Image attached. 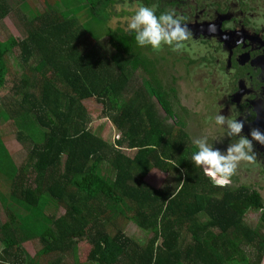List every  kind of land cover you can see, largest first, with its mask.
Here are the masks:
<instances>
[{"label": "trees", "instance_id": "obj_1", "mask_svg": "<svg viewBox=\"0 0 264 264\" xmlns=\"http://www.w3.org/2000/svg\"><path fill=\"white\" fill-rule=\"evenodd\" d=\"M51 1L43 0L50 10L35 16L24 15V8L14 12L27 21L26 36H17L4 20L10 15L6 8L19 4L0 0V27L10 32L0 39V96L16 78L10 63L16 48L24 64L35 61L36 72L18 78L11 96L0 99V120L13 122L27 146L19 167L0 134V177L29 213L21 222L7 210L0 264H22L20 247L34 239L42 247L29 264L56 252L53 264H69L67 256L75 252L73 264H242L249 260L243 243L256 249L252 264H260L264 234L245 220L248 211L261 207L260 197L216 186L193 163L196 149L179 131L183 123H166L178 98L163 88L168 83L175 92L172 75L158 74L156 60L137 45L134 33L107 24L101 39L93 40ZM102 1L131 9L140 0ZM87 102L101 108H87ZM104 118L117 131L111 144L95 134ZM153 169L175 171V187L147 184ZM119 216H130L152 236L139 245L116 228ZM108 223L115 233L107 232Z\"/></svg>", "mask_w": 264, "mask_h": 264}, {"label": "flooded vegetation", "instance_id": "obj_2", "mask_svg": "<svg viewBox=\"0 0 264 264\" xmlns=\"http://www.w3.org/2000/svg\"><path fill=\"white\" fill-rule=\"evenodd\" d=\"M145 1L137 6L154 7L157 15L174 12L192 33L180 52L166 46L154 53L146 47L158 74L168 72L174 81V93L163 84L170 97H178L166 123L180 120L179 131L187 133L196 151L198 137H207L222 152L237 139L215 124L217 114L243 120L242 135L249 139L253 128L264 132V0ZM253 147L256 163H241L227 187L260 197L261 207L253 211L258 212L255 228L264 234V145L253 142Z\"/></svg>", "mask_w": 264, "mask_h": 264}, {"label": "rangeland", "instance_id": "obj_3", "mask_svg": "<svg viewBox=\"0 0 264 264\" xmlns=\"http://www.w3.org/2000/svg\"><path fill=\"white\" fill-rule=\"evenodd\" d=\"M41 1V0H37ZM53 5L56 7L59 12L62 13V15L65 18H72L75 17L78 22L82 25L83 29L88 33V36L93 40H100L101 37L105 34L107 24L112 27V29L115 28H122L123 30L127 29V22L128 18L134 13L136 8L139 6L134 5L131 9L126 6V4H118V1L114 2L113 5L110 4V2H105L102 0H52ZM51 1V2H52ZM143 1V0H141ZM43 2V1H42ZM49 6V4H47ZM37 10V9H36ZM37 13L38 10H37ZM28 14L30 11H28ZM27 16V15H26ZM33 16V14H32ZM28 18V17H26ZM12 19L14 20V25L18 29L17 31L13 32L17 36H26L25 32V26L27 25V21L24 22L20 18L12 16ZM5 21V20H4ZM6 24V23H5ZM5 24L2 23V27H0V39L4 40L10 32L6 33L7 27ZM7 25V24H6ZM12 25H9L8 28H12ZM24 28V29H22ZM23 31V32H22ZM11 64H12V73L14 75V79H12L7 89L3 91L2 96H0V99L3 97H9L12 94V86L15 82H18V78L22 77H32V75L36 72L33 71V67L35 65V61L29 62V64H24L20 59V49L16 48L10 57ZM140 74L139 72L137 74L136 80L137 82H140ZM9 101V99H8ZM85 107L87 108H95L100 109L101 106L95 104V102H87L85 103ZM16 127H14V123L9 121L5 122L4 120H0V134H2V137H5V143L7 147L10 149L12 154H14V159L16 160L17 165L20 167L21 164L25 161L26 158V143L23 142V144L18 140L16 137V133L14 132ZM95 134L99 137L105 136L107 141L111 144L112 141L115 140L117 137V131L115 127L112 125L110 118L109 120L104 118L101 121L100 126L96 130ZM103 170L105 173L110 174L111 169L110 167L105 164L103 166ZM208 178V177H207ZM145 182L149 184L151 187L155 189H162L164 187L174 188L177 183V177L176 172L171 170L170 172L164 173L159 170H151L146 177L144 178ZM13 187L12 185L8 184V182L0 177V227L2 224L7 220V210L13 211L18 218L23 222V217L27 216L28 210L25 209V206L15 201L12 196ZM64 214V209L61 208L59 211L60 214ZM204 218H202L203 220ZM245 220L248 225H252L255 227L257 220H258V212L250 210L245 215ZM41 224H44V226H48L49 223H47L46 220H42ZM116 221V228L122 229V233L134 241H136L139 245H144L148 239L152 236V233L149 231H144L138 227L135 220H132L130 216H119ZM106 230L109 234L115 233L116 229L114 225L106 224ZM218 233V230L215 231ZM187 238H190V236L187 234H183ZM1 236L2 231L0 228V249L3 247V244L1 242ZM158 245L162 244V240L159 239L157 242ZM41 244H39L38 240L34 239L32 241H27L23 243L20 247L21 249V259L22 264H29V261L33 255L38 251V249H41ZM241 250L244 252L246 257L249 259L248 262H242V264H252L256 260V249L253 247L248 246L246 243H243L241 246ZM58 252L56 253H50L43 256H36L38 258L39 264H53L54 260L58 256ZM76 252L71 253V255L67 256V260L69 264H73V262L76 261ZM230 264H237V261H232ZM238 264H241V262H238ZM260 264H264V256L262 260L260 261Z\"/></svg>", "mask_w": 264, "mask_h": 264}, {"label": "clouds", "instance_id": "obj_4", "mask_svg": "<svg viewBox=\"0 0 264 264\" xmlns=\"http://www.w3.org/2000/svg\"><path fill=\"white\" fill-rule=\"evenodd\" d=\"M182 20L174 12L157 15L154 7L140 5L128 18L127 30L130 34L134 33L138 46L150 47L154 53H159L166 46L173 52H180L192 36ZM214 122L226 130L227 137L237 139L234 143H229L226 151L222 152L219 148H214L207 137L195 138L193 143L198 150L192 155V161L202 168L204 175L216 186L226 187L231 184V178L241 163H256L257 153L254 151L253 142L264 145V132L253 128L250 130L249 139L242 135L245 123L241 119L217 114Z\"/></svg>", "mask_w": 264, "mask_h": 264}, {"label": "crops", "instance_id": "obj_5", "mask_svg": "<svg viewBox=\"0 0 264 264\" xmlns=\"http://www.w3.org/2000/svg\"><path fill=\"white\" fill-rule=\"evenodd\" d=\"M7 1H11V0H6V2ZM13 1H16L15 4H17V2H18L19 5L18 6L15 5L14 7L11 5L10 7L6 8V9H9L10 10V15L7 18H5V23L7 24V26L12 25L13 26L12 28H14V31H17L18 30L15 27V25H14V20L12 19V16L13 15L15 16V13L14 12L19 11L22 8H24L25 9L24 15H27L28 17H31L32 14H33V16H35L37 14V12H33L32 11L33 9H35V10L37 9L38 12H42L44 10H50V9L47 8V6H45L43 4V2H42L43 0H41V1L29 0L28 2H25V4H22V2H20L19 0H12V2ZM26 11H27V13H26ZM28 11H30V13H32V14H28ZM20 15H22V13ZM103 137L106 139L105 136H103Z\"/></svg>", "mask_w": 264, "mask_h": 264}]
</instances>
